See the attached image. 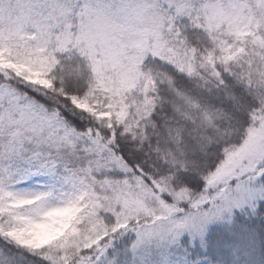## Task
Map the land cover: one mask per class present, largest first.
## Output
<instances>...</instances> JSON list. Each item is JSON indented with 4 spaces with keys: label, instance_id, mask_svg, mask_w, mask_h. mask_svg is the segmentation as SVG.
I'll use <instances>...</instances> for the list:
<instances>
[{
    "label": "snow or ice",
    "instance_id": "obj_1",
    "mask_svg": "<svg viewBox=\"0 0 264 264\" xmlns=\"http://www.w3.org/2000/svg\"><path fill=\"white\" fill-rule=\"evenodd\" d=\"M0 264H264V0H0Z\"/></svg>",
    "mask_w": 264,
    "mask_h": 264
}]
</instances>
